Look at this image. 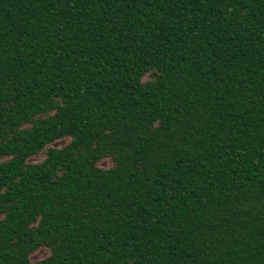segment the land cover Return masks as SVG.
<instances>
[{
	"label": "trees",
	"instance_id": "16d2710c",
	"mask_svg": "<svg viewBox=\"0 0 264 264\" xmlns=\"http://www.w3.org/2000/svg\"><path fill=\"white\" fill-rule=\"evenodd\" d=\"M0 264H264V0H0Z\"/></svg>",
	"mask_w": 264,
	"mask_h": 264
},
{
	"label": "rangeland",
	"instance_id": "374dc122",
	"mask_svg": "<svg viewBox=\"0 0 264 264\" xmlns=\"http://www.w3.org/2000/svg\"><path fill=\"white\" fill-rule=\"evenodd\" d=\"M66 141V139H59L57 141H55L53 144L54 145H62L64 142ZM42 158V154H38V155H35L33 156L31 159L32 160H39ZM110 163L108 160H103L100 162V165H103V166H108ZM48 251L47 249L45 248H39L37 249L32 255H31V258L32 259H40L42 257H44L45 255H47Z\"/></svg>",
	"mask_w": 264,
	"mask_h": 264
}]
</instances>
